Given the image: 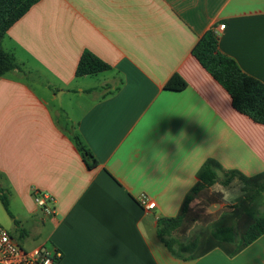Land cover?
Returning <instances> with one entry per match:
<instances>
[{
    "label": "crops",
    "instance_id": "1",
    "mask_svg": "<svg viewBox=\"0 0 264 264\" xmlns=\"http://www.w3.org/2000/svg\"><path fill=\"white\" fill-rule=\"evenodd\" d=\"M220 24L219 50L264 82V0H38L8 28L1 45L18 67L0 77V183L47 229L31 248L59 250L58 264H264V233L235 255L181 257L156 233L207 160L264 180V124L192 55ZM83 52L109 68L76 76ZM175 73L186 86L165 89ZM31 187L55 198L52 214Z\"/></svg>",
    "mask_w": 264,
    "mask_h": 264
},
{
    "label": "trees",
    "instance_id": "2",
    "mask_svg": "<svg viewBox=\"0 0 264 264\" xmlns=\"http://www.w3.org/2000/svg\"><path fill=\"white\" fill-rule=\"evenodd\" d=\"M38 0H0V77L7 71L17 68L11 53L6 51L1 40L8 28ZM192 55L201 66L227 91L231 106L254 122L264 124V82L244 72L237 62L218 48V37L213 29L206 30L192 48ZM109 66L89 52H83L77 62L75 75L81 76L103 71ZM186 82L177 74H172L164 88L171 91L182 90ZM84 158L89 152L77 142ZM92 168V165L87 164ZM217 169L221 170V175ZM237 174L223 170L212 160L203 163L197 172V181L182 200L175 216L156 220V233L165 247L175 256L185 254L202 255L213 248H220L227 255H235L264 233V209L255 214L226 215V223H218L216 212H206L210 204H223L221 188L228 191L235 185ZM238 179L243 183V178ZM260 190L264 186V180ZM249 182L243 183L248 184ZM246 185H243L245 187ZM244 188H242L243 190ZM244 200V197H243ZM222 212V211H221ZM213 225L206 230L208 224ZM199 224L203 226L191 241L182 243L179 237L187 235Z\"/></svg>",
    "mask_w": 264,
    "mask_h": 264
},
{
    "label": "rangeland",
    "instance_id": "3",
    "mask_svg": "<svg viewBox=\"0 0 264 264\" xmlns=\"http://www.w3.org/2000/svg\"><path fill=\"white\" fill-rule=\"evenodd\" d=\"M235 185L228 189L230 193L229 201H224L217 207H214L211 212L220 211L217 214L218 223H226V215L243 214L247 211L251 214H255L258 210L264 209V186L257 190V186H261L262 182L259 183H248L243 184L238 178L234 177ZM243 185H246L243 187ZM242 188H244L242 190ZM35 190L37 193H48L46 191L38 190L31 187L29 196L32 202L37 206L34 201ZM244 197V200H243ZM25 203V204H24ZM26 202L15 198V196L10 194L9 189L6 185L0 183V225L13 237L18 240L26 239V244L22 246L24 249H30L32 246L37 244L40 240L44 239L46 236L47 229L42 227L40 221V216H33L27 213ZM38 207V206H37ZM41 211L42 209L38 207ZM43 212V211H42ZM212 224L206 226L210 228ZM41 228V231H40ZM205 229L199 224L194 226L186 236L185 239L193 238L197 236L200 230ZM181 239V238H180Z\"/></svg>",
    "mask_w": 264,
    "mask_h": 264
},
{
    "label": "built area",
    "instance_id": "4",
    "mask_svg": "<svg viewBox=\"0 0 264 264\" xmlns=\"http://www.w3.org/2000/svg\"><path fill=\"white\" fill-rule=\"evenodd\" d=\"M223 27L224 24H220L218 28L213 29L216 36H218V29ZM35 193H37L36 190ZM34 201L45 214L53 213L55 198L51 194L37 193ZM137 202L144 210H151L155 207V201L145 194H140ZM60 256L59 250H50L42 246L30 249L20 247L0 225V264H58Z\"/></svg>",
    "mask_w": 264,
    "mask_h": 264
},
{
    "label": "clouds",
    "instance_id": "5",
    "mask_svg": "<svg viewBox=\"0 0 264 264\" xmlns=\"http://www.w3.org/2000/svg\"><path fill=\"white\" fill-rule=\"evenodd\" d=\"M249 173H250V170H248V169H241V174L242 175L247 176V175H249ZM220 191L223 193V199L225 201H229V199H230V193H229V191H227V190H225L223 188H221Z\"/></svg>",
    "mask_w": 264,
    "mask_h": 264
},
{
    "label": "water",
    "instance_id": "6",
    "mask_svg": "<svg viewBox=\"0 0 264 264\" xmlns=\"http://www.w3.org/2000/svg\"><path fill=\"white\" fill-rule=\"evenodd\" d=\"M219 206V203H214L213 205H209V209L212 210L214 207Z\"/></svg>",
    "mask_w": 264,
    "mask_h": 264
}]
</instances>
